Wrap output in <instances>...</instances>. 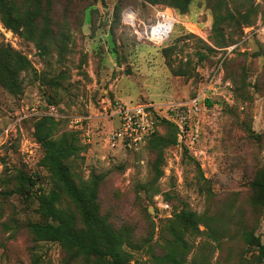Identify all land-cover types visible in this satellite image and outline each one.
Segmentation results:
<instances>
[{
	"label": "rangeland",
	"instance_id": "rangeland-1",
	"mask_svg": "<svg viewBox=\"0 0 264 264\" xmlns=\"http://www.w3.org/2000/svg\"><path fill=\"white\" fill-rule=\"evenodd\" d=\"M5 7L15 28L36 22L28 33L7 29L0 3V50L31 66L19 73L17 93L0 84V264H110L34 240L32 226L47 223L38 198L55 189L35 139L47 118L57 124L56 138L78 135L83 153L67 165L77 185L98 183L100 214L128 236L130 264H162L183 211L215 220L218 234L212 240L203 226L183 233L190 244L184 264H264L241 239L253 232L264 247V210L253 187H264V0H5ZM167 9L178 24L155 46L143 31ZM217 10L235 16L220 26L225 39L213 32ZM194 99L203 108L191 149L179 135L171 147L153 139L134 151L108 146L109 104L152 106L154 138L171 139L162 120ZM58 209L80 218L66 198Z\"/></svg>",
	"mask_w": 264,
	"mask_h": 264
},
{
	"label": "trees",
	"instance_id": "trees-1",
	"mask_svg": "<svg viewBox=\"0 0 264 264\" xmlns=\"http://www.w3.org/2000/svg\"><path fill=\"white\" fill-rule=\"evenodd\" d=\"M1 13L5 20L7 29L28 33L34 29L36 18L31 17L26 24L17 28L12 25V13L6 10L5 0H0ZM189 1L183 7L182 14L186 13ZM218 11V10H217ZM215 11L213 32H217L224 39L220 26L225 22H234L235 16L227 12ZM19 22V20L17 21ZM8 56H14L10 59ZM29 62L8 50H0V84L11 90L13 93L19 91L17 78L20 72L30 69ZM174 131L171 139L156 137L152 139L162 147L177 145L178 127L168 120H162ZM57 124L53 119H43L36 125L35 139L44 150V167L51 175L55 189L49 195H42L38 198L41 215L47 220L46 224H34L32 235L36 242L58 243L62 246L73 249L76 255L85 259L97 258L108 260L110 264H130L126 248L132 247L128 236L115 230L100 214L99 187L96 181L77 185L71 174L67 163L70 160H77L81 157L83 149L79 146L78 135L73 132H64L56 138L55 131ZM152 140V141H153ZM147 142V143H148ZM254 189L260 192L255 203L264 210V187L253 185ZM62 198L69 200L79 213V220L75 216L65 215L58 209ZM172 229L174 240L168 242L167 254L159 258L162 264H184L185 256L190 251V244L184 240V234L191 236L200 234L199 227L203 226L208 236L214 240L217 237V230L213 227L215 220L205 219L195 213L183 211L176 218ZM242 242L246 246L257 248L260 252V260L264 259V247L253 232H243Z\"/></svg>",
	"mask_w": 264,
	"mask_h": 264
},
{
	"label": "built area",
	"instance_id": "built-area-1",
	"mask_svg": "<svg viewBox=\"0 0 264 264\" xmlns=\"http://www.w3.org/2000/svg\"><path fill=\"white\" fill-rule=\"evenodd\" d=\"M177 21L173 10L167 9L158 12L154 21L143 31V39L155 46L163 45L174 33L178 24ZM188 29L194 35L200 33L197 29ZM260 34L264 38V27L261 29ZM202 108L203 103L199 99H194L189 103L170 107L169 115L165 118L178 127L180 143L184 142L185 145L190 143L187 146L190 149L200 140L199 126L196 120ZM152 109V106L146 105L109 104L105 108V118L112 124L113 128L107 136L108 146L113 150L134 151L146 145L157 131V120ZM75 124L80 126L81 131L84 130L83 120L78 119ZM87 137L86 142H90L89 136ZM162 208L165 211L170 210L169 205L166 203H162Z\"/></svg>",
	"mask_w": 264,
	"mask_h": 264
},
{
	"label": "bare ground",
	"instance_id": "bare-ground-1",
	"mask_svg": "<svg viewBox=\"0 0 264 264\" xmlns=\"http://www.w3.org/2000/svg\"><path fill=\"white\" fill-rule=\"evenodd\" d=\"M131 15H132V14L128 15V19H129V20H131V19H130ZM130 22H131L132 24H135V25H136V23H135L134 21H130Z\"/></svg>",
	"mask_w": 264,
	"mask_h": 264
}]
</instances>
